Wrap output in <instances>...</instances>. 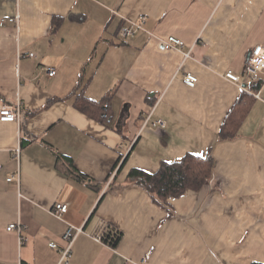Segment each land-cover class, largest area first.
<instances>
[{
	"label": "crops",
	"instance_id": "crops-1",
	"mask_svg": "<svg viewBox=\"0 0 264 264\" xmlns=\"http://www.w3.org/2000/svg\"><path fill=\"white\" fill-rule=\"evenodd\" d=\"M141 15L144 30L122 38ZM171 36L185 46L164 50ZM262 43L264 0H0V108L23 109L20 124L0 123V264H59L49 244L64 246L69 226L87 233L69 264H264V72L258 84L244 78ZM244 95L237 138L220 141ZM81 97L108 104L109 120L79 111ZM209 154L199 190L158 204L140 184ZM18 170L21 183L8 182ZM19 223L24 245L7 230ZM108 226L122 234L117 248L93 238Z\"/></svg>",
	"mask_w": 264,
	"mask_h": 264
},
{
	"label": "trees",
	"instance_id": "trees-1",
	"mask_svg": "<svg viewBox=\"0 0 264 264\" xmlns=\"http://www.w3.org/2000/svg\"><path fill=\"white\" fill-rule=\"evenodd\" d=\"M57 24L59 25V22ZM245 96L248 98L244 99ZM250 97L242 96L229 112L221 127L220 141H232L237 138L238 131L252 105ZM77 109L101 124L109 120L108 104L106 103H95L81 97ZM214 167L215 161L211 154L206 158L189 155L183 161L163 165L157 174H142L140 184L152 195L156 203L164 204L171 198H180L188 190L201 189L210 181ZM72 173L81 181H87L85 176L77 173L75 169L72 170ZM133 175L136 176V174ZM107 229L104 235L106 243L117 248L121 242L122 234L110 226Z\"/></svg>",
	"mask_w": 264,
	"mask_h": 264
},
{
	"label": "built area",
	"instance_id": "built-area-1",
	"mask_svg": "<svg viewBox=\"0 0 264 264\" xmlns=\"http://www.w3.org/2000/svg\"><path fill=\"white\" fill-rule=\"evenodd\" d=\"M147 16L141 15L139 20L132 21L130 25L124 26L121 30V37L124 39L134 38L139 31L144 30V25L146 24ZM11 23H16V19L9 20ZM162 46L164 50H180L185 44L183 41L178 38L171 36L162 41ZM33 57V54L30 55ZM190 54H186L185 58H189ZM50 77H54L57 72L53 68L44 69ZM264 72V43L257 45L252 52L250 53L244 67V78L252 84H258L261 81L260 75ZM225 77L231 80L234 83L242 86L243 82L240 76L236 75L233 71L226 73ZM198 78L194 75L184 76V82L187 86L194 88L198 83ZM257 98H260L259 94ZM23 109L22 103L17 102L14 105H3L0 108V123H16L20 124L22 120ZM154 128H165L166 122L163 120L153 121L151 116H148L145 120V124H149ZM15 158L17 161H20L21 157V147L18 146L16 150ZM8 182H17L21 183V172L18 170L10 178ZM54 216L61 218L64 214L68 212L67 204H57L55 208L51 211ZM7 230L9 232H16L19 235V242L21 245H24L28 241V237L23 235V226L19 224H11L8 226ZM87 234L84 227H74L69 226L66 233L63 236L64 246L59 245L55 242L49 244V247L59 252L60 260L59 264H69L73 254V246L76 239L82 235ZM94 240L99 243H104V236L98 235L93 236ZM141 264H146V261H143Z\"/></svg>",
	"mask_w": 264,
	"mask_h": 264
}]
</instances>
